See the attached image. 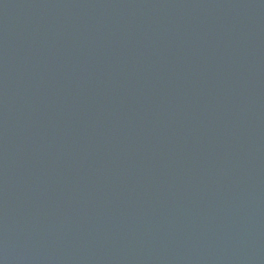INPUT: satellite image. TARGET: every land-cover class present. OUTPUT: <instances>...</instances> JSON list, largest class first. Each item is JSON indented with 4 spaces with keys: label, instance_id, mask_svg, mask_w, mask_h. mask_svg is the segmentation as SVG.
<instances>
[{
    "label": "water",
    "instance_id": "water-1",
    "mask_svg": "<svg viewBox=\"0 0 264 264\" xmlns=\"http://www.w3.org/2000/svg\"><path fill=\"white\" fill-rule=\"evenodd\" d=\"M0 264H264V0H0Z\"/></svg>",
    "mask_w": 264,
    "mask_h": 264
}]
</instances>
